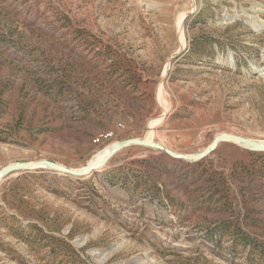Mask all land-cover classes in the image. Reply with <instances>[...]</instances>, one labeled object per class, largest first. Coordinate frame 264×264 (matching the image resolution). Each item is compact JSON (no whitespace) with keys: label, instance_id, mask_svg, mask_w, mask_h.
Returning <instances> with one entry per match:
<instances>
[{"label":"rangeland","instance_id":"obj_1","mask_svg":"<svg viewBox=\"0 0 264 264\" xmlns=\"http://www.w3.org/2000/svg\"><path fill=\"white\" fill-rule=\"evenodd\" d=\"M221 135L264 144V0H0V170ZM0 264H264V151L132 145L89 175L17 170Z\"/></svg>","mask_w":264,"mask_h":264},{"label":"water","instance_id":"obj_2","mask_svg":"<svg viewBox=\"0 0 264 264\" xmlns=\"http://www.w3.org/2000/svg\"><path fill=\"white\" fill-rule=\"evenodd\" d=\"M224 141H228V142L234 141L233 143L241 144L245 147L247 145H250L252 147V149L264 151V144L255 142L253 140L234 136V135L218 136L217 138H215V140L212 142V144L205 151H203L199 154H191V155L178 154V153H175V152L169 150L168 148H166L165 146H163L161 144L155 143L153 141H148L146 139L136 138V139H129V140H125V141H120V142L113 144L112 145L113 152L104 159V161L102 162V165H104V163H106L109 159H111V157L115 153L119 152L120 150H122L126 147L132 146V145L144 146V147L160 150V151L165 152L169 156L173 157L174 159L192 160V159L205 158L206 156H208L209 154L214 152V150L218 147L219 143L224 142ZM42 164H48V165L52 166L55 170L64 172V173L68 174L69 176H83V175L87 174L89 171L94 170L95 168L98 167V166L96 167L95 165H88L81 170H72V169H68V168H66V167H64L58 163H53V162H48V161L39 162V163H33V162L15 163V164L8 165V166H6L0 170V180L3 177L10 175L17 170H20V169L30 170L33 168L40 167Z\"/></svg>","mask_w":264,"mask_h":264},{"label":"bare ground","instance_id":"obj_3","mask_svg":"<svg viewBox=\"0 0 264 264\" xmlns=\"http://www.w3.org/2000/svg\"><path fill=\"white\" fill-rule=\"evenodd\" d=\"M255 26H259V24H255ZM146 140H148L147 138H146ZM148 141H151V140H148ZM232 142H234V141H232ZM246 148H248V149H252V147L250 146V145H247L246 146ZM109 149L111 150V152L108 154V155H110L112 152H113V148L110 146L109 147ZM107 155V156H108ZM106 156V157H107ZM105 157V158H106ZM104 158V159H105ZM104 159L101 161V162H99V163H94V164H92V163H90L89 165H95L96 167L98 166V167H102V162L104 161ZM48 167L50 170H54V168L52 167V166H50V165H48V164H42L40 167ZM97 167V168H98ZM97 168H95L94 170H91V171H89L87 174H85V175H89V173H91V172H93V171H95Z\"/></svg>","mask_w":264,"mask_h":264},{"label":"built area","instance_id":"obj_4","mask_svg":"<svg viewBox=\"0 0 264 264\" xmlns=\"http://www.w3.org/2000/svg\"><path fill=\"white\" fill-rule=\"evenodd\" d=\"M110 138H111V134H102V135H100L97 138V141L100 142V141H103V140H108Z\"/></svg>","mask_w":264,"mask_h":264}]
</instances>
